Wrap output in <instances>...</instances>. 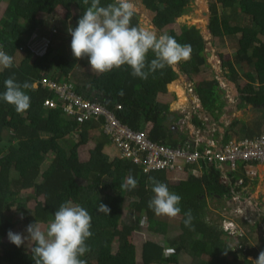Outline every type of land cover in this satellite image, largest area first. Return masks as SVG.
<instances>
[{"label": "trees", "instance_id": "trees-1", "mask_svg": "<svg viewBox=\"0 0 264 264\" xmlns=\"http://www.w3.org/2000/svg\"><path fill=\"white\" fill-rule=\"evenodd\" d=\"M2 1L6 3V9L0 19V40L5 52L14 57V64L11 68L0 70V93L6 90L4 81L13 74L17 82L27 81L32 87L25 90L30 96V107L23 113H18L12 104L0 100V264H35L32 252H26L24 246L6 247L4 244L9 230L13 231L17 225L16 221L7 217L12 205L22 202L21 211L28 224H47L60 205L68 200L86 208L92 217L90 231L93 235L86 240L91 251L80 257L87 264H178V254L186 250L195 257L209 256L208 260L199 259L197 264H253L249 257L258 258L260 251L264 250V241L257 249L246 245V236L240 235V246L235 247L231 241L233 236L226 233L221 224L207 220L208 198H215L218 203L223 199L230 200L234 191L249 185L245 163L239 164V170L224 175L218 163L201 161L198 166L185 167L190 173L188 178L169 184L166 171L143 176L142 166L119 157L111 160L104 152L111 141L102 131L103 119L80 120L78 116L66 115L60 104L56 108L45 105L48 99L58 101V96L42 85V79L68 83L78 95L99 102L123 124L135 130H144L147 124H151L149 136L153 141L178 147L188 139L187 135L179 129L170 128L169 123L182 117L171 112L169 104L158 101L159 94H167L168 86L177 80L174 67L158 69L145 80L134 77L128 65L95 75L83 66L86 64L83 61H88L87 57L74 63L71 47L65 51L53 49L54 53L50 50L49 55H45V46L39 45L40 54L36 52V47H32L33 44L25 45L29 38L39 39L42 43L46 39L48 47L53 48L56 38L67 39L71 45L72 37L58 21L47 22L51 39L37 34L32 36L37 30L45 29L43 21H36L39 15L49 17L58 8L69 12L76 7L79 13L73 18L72 26L75 28L90 3L84 5L83 0H0V3ZM141 1L148 11L154 13V26L163 31L188 13L193 0ZM111 2L113 0H101V5ZM211 12L210 31L222 33L238 44L232 59H224L223 54L220 58L222 67L228 71L229 80L239 89L240 108L251 105L264 109V41L261 38L264 37V0H215ZM244 19L247 24L241 23ZM62 23L65 24V21ZM131 24H140L138 13ZM169 35L181 44L190 45V57L182 63V70L186 75L200 77L204 69L210 67L206 56L207 43L200 29L194 25H183L179 34L170 32ZM154 58L150 50L147 60L150 62ZM242 78L247 82L240 87ZM194 87L202 108L218 123L227 106L219 80L216 76L203 77L202 80L200 77ZM192 122L206 130L199 115H195ZM239 125L241 137L238 138H253L261 133L262 120L253 123L236 120L228 127L222 124L224 133L216 131L214 137L225 144L233 138V130ZM91 131H98L99 136L93 138L95 146L90 151V159L81 161L79 148L88 144ZM74 135L78 137L74 145L64 147L62 141ZM50 155V165L42 172V165ZM196 168L200 169L201 176L192 173ZM129 175L138 181V186L122 190L121 184ZM149 176L166 182L170 191L182 197L179 205L180 233L176 236L168 234L167 223L160 221L159 216L148 207V201L154 195ZM142 177L146 184H142ZM224 178L227 180L223 181ZM79 179L87 184H80ZM240 179L244 180L241 187L236 185ZM31 190L32 196L21 201V193ZM242 196L245 199L249 195L242 193ZM127 200L130 213L145 218L150 232L162 236L165 241H148L142 245L140 261L137 247L130 241L136 224L131 220L120 226ZM32 201L36 205L34 210H29L28 204ZM100 203L110 208L109 214L98 211ZM189 209L193 216L191 227L184 223ZM259 214L264 221L263 214ZM116 243L118 248L115 251ZM187 243L190 249H186Z\"/></svg>", "mask_w": 264, "mask_h": 264}, {"label": "clouds", "instance_id": "clouds-1", "mask_svg": "<svg viewBox=\"0 0 264 264\" xmlns=\"http://www.w3.org/2000/svg\"><path fill=\"white\" fill-rule=\"evenodd\" d=\"M83 3H90V6L83 12L77 26L69 27L68 32L72 37L73 56L87 57L94 73H106L113 68L128 65L134 77L146 80L150 73L166 66H175L190 57V45L179 43L172 35L158 34L141 25L133 26L131 21L136 8L131 0H113L106 6L101 5V0H83ZM150 50L155 58L149 62L147 55ZM13 64L14 57L0 49V67L11 68ZM4 85L6 90L0 93V100L12 104L18 113L25 112L30 107V96L25 90L32 85L27 81L17 82L14 74L4 81ZM148 180L154 193L148 201V207L157 216H178L181 213L179 205L182 197L170 191L166 182L151 176ZM137 186L138 181L129 175L121 184V189L131 190ZM98 211L109 214L111 210L100 203ZM192 219V211L189 209L185 213V225L191 227ZM91 220L86 208L68 200L55 211L54 218L48 221L46 227L39 222L30 223L26 228V237L9 230L8 238L18 247L25 240L31 243L35 264H87L80 257L91 251L86 244V240L93 235L90 231ZM221 227L230 236H234L225 227ZM254 264H264V250L260 251Z\"/></svg>", "mask_w": 264, "mask_h": 264}, {"label": "rangeland", "instance_id": "rangeland-1", "mask_svg": "<svg viewBox=\"0 0 264 264\" xmlns=\"http://www.w3.org/2000/svg\"><path fill=\"white\" fill-rule=\"evenodd\" d=\"M131 2L134 4L136 8V13L139 15V21L141 26H144L148 29L156 31L158 34L160 33H167L169 34L170 32H175L179 34L181 32V27L183 25H189V26H196L197 28L200 29L201 34L203 35L207 46H206V53H207V59L208 63L210 64V67L207 69H204L203 74L200 76L201 80L204 78H213L214 76L217 77V79L220 82V87L223 91L224 98L226 99L227 106L225 110L223 111V115L220 117L219 122L216 124H213L214 122H209L207 120L208 116L207 112H202L204 115L201 117L200 116V109L201 108V101L198 97V95H191L189 87H194L195 83L200 80L199 76L196 75H186L183 70H182V63H184L186 60H181L178 62L174 67V70L177 72V80L174 81V86L172 84L168 86V95H164L161 97V100L159 102L169 104L170 111L178 113L177 115L179 117L183 116V121L182 123L177 120L175 122H170L169 127L170 128H177L180 127L181 125L184 126V129H180V131H186L189 133V138L193 139L196 137V133L201 134L200 136H208L207 133L204 131H207V126H210L211 131H219V127L223 128L225 131L224 127L230 126V123L234 120H240L241 122H249L253 123L254 121H259L262 120V127L261 131L264 129V109H256L252 107L251 105H248L246 107L240 108L241 100H240V93L239 89L236 84L231 82L227 76L228 71L226 68L222 67V62L220 58V54H223L224 59L229 60L232 59L234 56L235 51L238 48L237 41L232 39V38H227L224 37L222 33H213L209 29V24H210V17H211V8L212 5L215 4V0H193L192 3L190 4L189 11L186 15L178 18L176 22L172 25H170L167 29L160 31L157 29L154 24H153V17L154 13L148 11L144 5L142 4L141 0H131ZM217 7L220 8L219 5ZM6 9V3H0V19L3 17L4 11ZM79 13V10L76 7H73L72 10L67 12L65 9L58 8L53 16H54V21H60L59 25L64 29H68L69 27H73V18ZM66 16L67 19H66ZM52 19L51 16L49 17H44L40 16L39 18L36 19V21H44L45 20ZM65 21V24L62 23V21ZM50 21V20H49ZM52 21V20H51ZM50 23V22H48ZM242 24H247L246 20L244 19ZM63 24V25H62ZM50 29V25H45V30L44 32L48 31ZM64 31V30H63ZM64 33L63 35H65ZM45 36V35H44ZM240 36V34L238 35ZM47 39H51V30L46 34L45 36ZM262 40L264 41V37H261ZM43 43H49L48 40L45 39V42ZM42 42H39V39L35 40L29 38L28 41L25 42V45H32V47H36L35 49H40L38 45L45 46L46 44H43ZM38 44V45H37ZM53 48L51 47H44L43 51L44 54L53 49H60L61 51L68 50L71 45L67 39H63L62 37L56 38L54 43H53ZM42 52V51H41ZM72 52V51H70ZM54 53V50H53ZM209 53L211 55H209ZM43 54V53H42ZM44 55V57H45ZM82 59L83 58H79ZM189 59V58H188ZM86 63L85 66L90 72L91 71L88 61H83ZM2 67H0L1 70ZM240 73L242 74V70H240ZM92 74V73H91ZM97 74V73H94ZM245 79H241L239 81L240 87H243L246 84ZM179 87H178V86ZM177 86V87H176ZM183 88V90H182ZM169 92L171 94H169ZM182 114V115H181ZM195 115H199V118L201 121L204 122V125H206V130H202L200 127H197L196 124L193 122V127H190L187 122L191 121ZM209 117V116H208ZM185 121V123H184ZM213 121V120H212ZM180 122V123H179ZM233 123V122H232ZM224 125V127H221V125ZM151 128V124H147L144 130H148ZM191 128V129H189ZM179 129V128H178ZM200 130L203 134H206L205 136L202 135L201 132H198ZM223 131V132H224ZM183 133V132H182ZM210 133V132H209ZM99 136V132H92V139L94 137ZM241 137L240 136V125L235 127L233 130V138ZM77 135L73 137H67L65 140L62 141V145L66 148H70L74 145V140H77ZM94 140H91L87 145L84 147H81V151L83 152V157L86 158L89 154V152L93 149ZM113 151L116 152V147L114 145L111 146ZM86 155V156H85ZM52 159V155L48 157L46 162L42 165V172L50 165ZM189 171L186 173H180V174H171L167 173V180L169 184H174L178 182L179 180L186 179L189 176ZM252 175V174H250ZM258 176V175H257ZM256 175L250 176L249 178V186H252V189L248 190V201L247 202H242L238 207H234L232 200L230 199H223L221 200L220 203L217 202L215 198H208L206 200L207 202V220H215L216 223L221 224L225 228H229L231 232H235L236 234L232 237V245L240 246V235H245V229H250L254 227L255 231L251 234L252 242L249 243V240L247 237V240L244 241L246 245L251 247H255L257 249L260 248L261 245H263L264 241V221L262 219V215H258L257 210V204L259 203V210H261V205H264V175L257 177ZM79 183L86 185L87 182L84 180L79 179ZM142 184H146L145 178L142 177ZM33 191H27L23 192L20 195L21 201H25L28 197L32 196ZM42 200V199H40ZM22 202H19L18 204L12 205V211L7 215L9 219H12L17 222V225L13 232L15 233H20L24 235L25 237L28 235L26 232V228L29 225L24 218V215L21 211L23 206H21ZM25 203V202H23ZM36 205L35 201H32L28 204V209L29 210H34ZM129 200L125 203V209L122 215L121 219V227L124 225V223H129L131 220L134 221L136 224L137 228L136 231L133 233V235L130 238V241L132 244L136 245L137 247V256L140 261L141 259V252H142V245H144L148 241H153V242H161L165 243L164 239L160 235H154L153 233L150 232L148 228V224L146 222V219L137 215V214H131L130 213V208H129ZM257 213V214H256ZM261 213V211H259ZM240 216H243L242 218H239ZM23 217V218H21ZM237 219L241 221H237ZM159 220L162 222H166L168 225L167 232L171 236H176L180 233L179 225L181 223V216L178 215L176 217H168V216H159ZM226 221L230 223H226ZM239 223V225H238ZM244 223H247L246 225ZM42 226L46 227L47 224H41ZM250 238V237H249ZM4 244L6 247H9L11 245H15L14 243L10 242L8 236L4 240ZM24 246L25 251L30 253L31 252V243H29L27 240L21 245ZM190 249V247L186 246ZM118 248L117 243L114 245V250L116 251ZM188 251V250H186ZM186 251H183L178 254V259L179 262L178 264H193V258L196 259L197 257H192V255L186 254ZM189 252V251H188ZM170 252V254H172ZM190 253V252H189ZM168 255V254H166ZM199 258V257H198ZM201 258H205L208 260L209 256L202 255ZM199 258V259H201ZM252 261H254L257 258H254V256L249 257ZM231 259V258H230ZM201 261V260H200ZM91 264H96L95 262H92ZM254 264V262H253Z\"/></svg>", "mask_w": 264, "mask_h": 264}, {"label": "built area", "instance_id": "built-area-1", "mask_svg": "<svg viewBox=\"0 0 264 264\" xmlns=\"http://www.w3.org/2000/svg\"><path fill=\"white\" fill-rule=\"evenodd\" d=\"M44 44L48 47L49 43ZM0 49L5 51L1 40ZM36 52L41 54V48L36 49ZM41 82L44 87H49L58 96V101L46 100V106L56 108L60 104L66 115L78 116L80 120L103 119L102 131L118 149L119 158L142 166L143 176L155 171H166L172 174L186 173L185 167L187 165L198 166L201 161H207L208 163H218L224 175L227 172L239 170V164L245 163L246 176L251 178L250 176L257 175L254 168L264 165V129L256 137L232 138L225 144L214 137L215 131H211L207 134L208 136H205L198 130L206 138L196 133V137L190 139L189 133L183 130L188 139L178 147H171L153 141L149 136L150 129L135 130L123 124L99 102L78 95L68 83L59 84L49 78H44ZM189 89L191 95H197L195 87H189ZM192 173L195 176H201L199 175L201 173L199 168L194 169ZM226 180V178L223 179V181ZM243 183L244 180L240 179L236 185L241 187ZM248 190L249 187L247 186L240 191L233 192L231 200L234 207L239 208L240 203L248 201L249 196L245 199L242 196V193L248 195ZM256 206V212L261 211L264 216L262 205L261 210H259V203ZM225 230L230 234H236L231 232L229 228H225Z\"/></svg>", "mask_w": 264, "mask_h": 264}, {"label": "crops", "instance_id": "crops-1", "mask_svg": "<svg viewBox=\"0 0 264 264\" xmlns=\"http://www.w3.org/2000/svg\"><path fill=\"white\" fill-rule=\"evenodd\" d=\"M1 3H4V1H2ZM41 15H39V17H40ZM42 16H44V17H48V16H46V15H42ZM52 17V19H49L50 21L52 20L53 22H54V17L53 16H51ZM45 20V19H44ZM49 20H45L44 21V23H45V25L47 24V22H50ZM56 21V20H55ZM60 22V21H59ZM45 30V29H44ZM44 30H37L35 33H33V35L32 36H35L36 34L39 36H41V37H45L46 36V34L49 32V31H46V32H44ZM45 35V36H44ZM45 40V39H44ZM39 46V45H38ZM48 53V52H47ZM80 61H82L81 59H79V58H76L75 57V59H74V63H79ZM95 75H98V74H95ZM172 84V83H171ZM170 84V85H171ZM169 85V86H170ZM172 86H174V82H173V84H172ZM178 86V85H177ZM176 86V87H177ZM179 87V86H178ZM182 90H183V88H182ZM169 91V90H168ZM169 94H171L170 92H169ZM164 95H168V94H159V96H158V100L160 101L161 100V97L162 96H164ZM202 108V107H201ZM172 112V111H171ZM200 112H201V109H200ZM173 113H176V112H173ZM178 114V113H177ZM182 115V114H181ZM200 116L202 117L203 116V114L202 113H200ZM208 119L207 120H209V122H214V121H212L208 116H206ZM175 121H177L176 119L175 120H173L172 122H175ZM181 123H182V121H183V116H182V119H180L179 120ZM179 122V123H180ZM232 122H234V120L232 121ZM231 122V123H232ZM184 123H185V121H184ZM189 125H191V123H192V119H191V121H188L187 122ZM216 122H214L213 124H215ZM230 123V124H231ZM217 124V123H216ZM190 127H193V124L190 126ZM179 128V130L181 129H184V126L183 125H181L180 127H177V128H175V129H178ZM174 129V128H173ZM189 129H191V128H189ZM224 130H223V128H220L219 127V132L221 133V134H223L224 132H223ZM92 132H96V131H91L90 132V141L91 140H93L92 139ZM205 133H207V134H209V132H211V128H210V126H207V131H204ZM215 134V133H214ZM206 135V134H205ZM215 136V135H214ZM89 141V142H90ZM88 142V143H89ZM87 145V144H86ZM94 146H95V143L93 144ZM113 144L112 143H109V144H107L106 146H105V148H104V152L106 153V154H108L109 155V157H110V159L111 160H113V159H116V158H118L119 157V151H118V149L116 148L115 150H116V152L115 151H113L114 149H112L111 148V146H112ZM85 146V145H84ZM84 146H81V147H84ZM94 146H93V148H94ZM81 147L79 148V156H80V159H81V161H88L89 159H90V152H89V154H88V156L86 157V158H84L83 157V152L81 151ZM86 156V155H85ZM255 169V171L257 172V177H259V176H262V175H264V165H259V166H257V167H255L254 168ZM199 175H201V173H199ZM253 187L252 186H249V189H252ZM243 216H240L239 218H242ZM238 221H241V220H238ZM245 225L247 224V223H244ZM238 225H239V223H238ZM252 228H254V227H252ZM252 228H250V229H245V235H246V237H247V235L250 237H247L248 238V240H249V243H251L252 242V238H251V234L253 233V230H252ZM255 231V230H254ZM183 252V251H182ZM186 254H188V255H190L187 251H186ZM202 256V255H201ZM205 256V255H204ZM192 257H194V256H192ZM198 260H199V258L197 257L196 259H194L193 258V264H197V262H198Z\"/></svg>", "mask_w": 264, "mask_h": 264}, {"label": "water", "instance_id": "water-1", "mask_svg": "<svg viewBox=\"0 0 264 264\" xmlns=\"http://www.w3.org/2000/svg\"><path fill=\"white\" fill-rule=\"evenodd\" d=\"M209 55H211V54L209 53ZM202 112L205 113L204 109H201V113H202ZM204 113H202V114L204 115ZM208 116H209V118H210L211 120L214 121V118H213V116H212L211 114H208Z\"/></svg>", "mask_w": 264, "mask_h": 264}, {"label": "flooded vegetation", "instance_id": "flooded-vegetation-1", "mask_svg": "<svg viewBox=\"0 0 264 264\" xmlns=\"http://www.w3.org/2000/svg\"><path fill=\"white\" fill-rule=\"evenodd\" d=\"M262 207L264 208V205H262Z\"/></svg>", "mask_w": 264, "mask_h": 264}]
</instances>
